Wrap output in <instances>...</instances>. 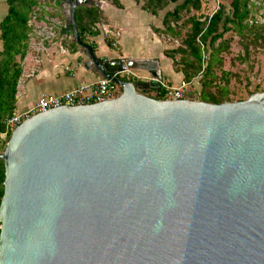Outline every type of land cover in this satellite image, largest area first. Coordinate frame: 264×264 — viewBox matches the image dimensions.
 <instances>
[{"label":"water","instance_id":"1","mask_svg":"<svg viewBox=\"0 0 264 264\" xmlns=\"http://www.w3.org/2000/svg\"><path fill=\"white\" fill-rule=\"evenodd\" d=\"M62 34L115 100L39 114L12 132L0 264H264V92L159 100L158 70L99 60L62 0ZM144 70L146 82L119 74Z\"/></svg>","mask_w":264,"mask_h":264},{"label":"trees","instance_id":"2","mask_svg":"<svg viewBox=\"0 0 264 264\" xmlns=\"http://www.w3.org/2000/svg\"><path fill=\"white\" fill-rule=\"evenodd\" d=\"M76 1V0H74ZM115 7L122 8L119 0H107ZM54 7L62 11V0H51ZM142 9L154 16L165 12L163 28L158 35L181 39L183 29H188L182 37L181 46L168 50L166 55L173 60L175 70L182 73L184 80L193 84L198 80L201 91L196 92L198 99L211 104L230 102V74L224 71V54L229 52L231 40L226 34L234 33L249 47L264 52V22L259 23L253 17L254 10L250 0H228L220 3L219 10L212 18H205L202 11L203 0H135ZM7 13L0 21V133L6 131L5 120L16 110L17 87L23 73L22 62L29 51L32 26L30 24L40 0H5ZM173 6V8H172ZM77 28L84 44L95 50L89 37L99 35L97 25L106 21L102 9L97 4L78 6L75 10ZM55 16V14L51 15ZM173 39V40H176ZM107 39V45L112 48ZM73 52L82 48L70 42ZM179 57V58H177ZM20 58V59H18ZM218 73H221L219 76ZM122 80L126 81L125 78ZM136 84L137 80L133 79ZM259 92L256 88L250 96ZM163 90L156 94L161 99ZM12 133L5 140L0 138V155L4 152ZM5 165L0 158V206L4 195ZM1 227V223H0ZM1 233V230H0Z\"/></svg>","mask_w":264,"mask_h":264},{"label":"crops","instance_id":"3","mask_svg":"<svg viewBox=\"0 0 264 264\" xmlns=\"http://www.w3.org/2000/svg\"><path fill=\"white\" fill-rule=\"evenodd\" d=\"M119 1L122 5L120 9L111 2L103 7L99 6L106 21L96 26L99 29L98 36L89 37L90 42L95 46L96 57L102 61L136 60L144 62L146 68L158 70L163 82L177 87L184 80V76L175 70L173 60L166 55L169 46L157 34V30L163 28L164 15L154 16L145 12L135 0H132L131 8H127L121 0ZM250 3L253 6L254 19L263 23L264 0H250ZM6 13L7 9L2 11L0 21ZM51 21L55 22L58 19H51ZM40 22L44 28L42 31L41 29L34 30L35 35L30 37L29 51L22 62L23 73L17 87L15 113L32 108L44 93L61 94L82 83L92 84L101 80L99 73L93 70L91 64L88 63L83 50L73 52L70 49L69 43L72 40L62 34L66 26V15L65 23L58 28V31L56 27L55 29L49 28L46 21L41 20ZM103 28H111L118 33L115 39L117 43L115 49L107 45ZM67 68H70L74 75L68 73ZM133 73L141 78V82L151 79V76L144 70H133ZM158 92V90L150 89L147 95L155 98ZM196 95L195 92L189 94V97L195 98Z\"/></svg>","mask_w":264,"mask_h":264},{"label":"rangeland","instance_id":"4","mask_svg":"<svg viewBox=\"0 0 264 264\" xmlns=\"http://www.w3.org/2000/svg\"><path fill=\"white\" fill-rule=\"evenodd\" d=\"M80 6L82 5H91L97 4L101 7L105 6L106 4L110 3L107 0H78ZM222 1L227 2L228 0H219L221 3ZM121 2L127 7H132V0H121ZM216 3L214 0H203V7L202 11L199 13L201 16L205 17L209 15L210 11L216 7ZM62 11L58 7H54L51 0H40V8L36 9L35 14L32 16L31 19V26H32V34L35 32L34 30L42 31L44 25L40 22L41 20L47 22V26L49 28L55 29L58 31L65 23V6L64 3L62 4ZM173 8V6H172ZM8 9L7 4L4 0H0V15L3 10ZM55 14V16H51ZM165 15V12L162 13ZM51 19H58V21H51ZM45 22V23H46ZM188 29H183L182 37L186 34ZM35 35V34H34ZM162 41L166 42L169 46V50L177 49L181 46L182 37L181 39L172 38L159 35ZM43 38V37H42ZM226 38L231 40V47L229 52L224 54V71L230 74L229 80V99L230 102H243L247 101L250 98V92L254 91L256 88L259 89L258 93L264 92V52L261 50H256L249 47V53L245 56L244 47L247 44L243 42L239 37H237L234 33L226 34ZM176 39V40H173ZM113 43L112 39H108ZM112 45V44H111ZM112 48H114L112 46ZM115 49V48H114ZM179 58V57H177ZM219 76L221 73H218ZM195 84L191 85L189 89V94H194L195 92L201 91V86L196 80ZM36 104V103H35Z\"/></svg>","mask_w":264,"mask_h":264},{"label":"built area","instance_id":"5","mask_svg":"<svg viewBox=\"0 0 264 264\" xmlns=\"http://www.w3.org/2000/svg\"><path fill=\"white\" fill-rule=\"evenodd\" d=\"M214 2L217 6L214 7L209 12L210 14L205 16V18H212L219 10V0H214ZM103 32L106 39L113 40L112 46L116 48L117 43L115 39L117 38L118 33L111 28H103ZM66 71L71 75H74L70 68H67ZM119 77L121 79L125 78L127 82H132L133 79L141 82V78L136 76L133 71H127L125 73L119 74ZM159 83L161 89L163 90V96L160 100L183 101L190 99L189 89L192 84L186 82L185 80L181 81L177 87L169 86L163 82L162 79H159ZM121 94L122 89L117 84L106 79H101L98 82L92 84L82 83L78 87L61 94L44 93L40 96L32 108L21 113H14L11 117L5 120L6 131L0 133V138L5 140L9 133H12L19 126L30 121L39 114H44L59 108L82 107L102 103L105 101H111L117 99Z\"/></svg>","mask_w":264,"mask_h":264}]
</instances>
